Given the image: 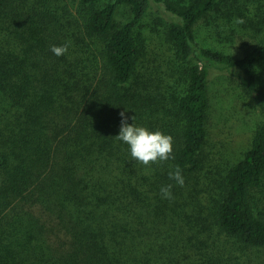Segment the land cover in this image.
Returning a JSON list of instances; mask_svg holds the SVG:
<instances>
[{
    "label": "trees",
    "instance_id": "1",
    "mask_svg": "<svg viewBox=\"0 0 264 264\" xmlns=\"http://www.w3.org/2000/svg\"><path fill=\"white\" fill-rule=\"evenodd\" d=\"M223 6L245 28L262 15V38L241 54L197 40ZM156 13L168 71L148 60ZM67 42L62 56L50 50ZM263 63L264 0H0V96L25 126L0 153V264H264ZM231 85L262 120L241 158L213 172L210 118ZM125 110L171 135L175 158L134 160L115 138ZM177 166L183 187L169 178Z\"/></svg>",
    "mask_w": 264,
    "mask_h": 264
},
{
    "label": "rangeland",
    "instance_id": "2",
    "mask_svg": "<svg viewBox=\"0 0 264 264\" xmlns=\"http://www.w3.org/2000/svg\"><path fill=\"white\" fill-rule=\"evenodd\" d=\"M73 4L79 0H66ZM238 6V3L235 4ZM164 7L162 6V10ZM253 9V8H252ZM251 9V10H252ZM253 26L245 28L235 24L234 18H228L227 7L215 12L209 18L203 19L197 25V40L202 45L212 46L234 54H241L242 48L254 45L258 38H262V31L258 28L262 21L261 14L252 10ZM256 12V15H254ZM157 13L150 14L146 19L147 27L144 33L149 38L148 60H155L162 64V70H167L165 61L171 53V44L165 40L164 28L160 25ZM128 6H122L116 15L118 23H125L130 19ZM258 77L264 84V63L257 70ZM171 75V74H170ZM169 75V76H170ZM231 85L226 87L219 101H216L210 118V137L205 146L203 165L213 172L220 170L226 164L235 163L249 147L253 133L261 122V114L255 103L243 91ZM223 86H221V89ZM19 111L5 95L0 96V153L10 151L11 136L19 135L25 128ZM256 201L264 211V187L257 191Z\"/></svg>",
    "mask_w": 264,
    "mask_h": 264
},
{
    "label": "clouds",
    "instance_id": "3",
    "mask_svg": "<svg viewBox=\"0 0 264 264\" xmlns=\"http://www.w3.org/2000/svg\"><path fill=\"white\" fill-rule=\"evenodd\" d=\"M235 24L245 23L243 18L236 17L233 21ZM70 42H67L61 46H51V51L56 56H62L67 53ZM127 110L120 113L121 126L118 135L115 138L124 142L129 146L130 154L134 160L150 167L152 164L174 159L173 156V144L174 139L171 135H166L160 130L151 131L146 127L137 126L134 123L135 116H127ZM131 119L133 123L129 124ZM169 178L176 181V183L183 187L184 177L182 175L179 166L174 171L169 172ZM172 185L162 186L160 192L163 198L172 199Z\"/></svg>",
    "mask_w": 264,
    "mask_h": 264
}]
</instances>
